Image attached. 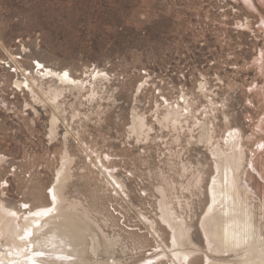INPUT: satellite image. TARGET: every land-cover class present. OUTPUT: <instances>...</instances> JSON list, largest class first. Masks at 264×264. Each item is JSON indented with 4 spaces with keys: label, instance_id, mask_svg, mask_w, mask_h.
I'll list each match as a JSON object with an SVG mask.
<instances>
[{
    "label": "rangeland",
    "instance_id": "obj_1",
    "mask_svg": "<svg viewBox=\"0 0 264 264\" xmlns=\"http://www.w3.org/2000/svg\"><path fill=\"white\" fill-rule=\"evenodd\" d=\"M37 62L85 87L37 97L26 76L45 80L42 91L59 86ZM98 72L107 80L92 87ZM171 109L183 127L163 121ZM134 114L152 128L141 138ZM199 122L215 127L221 146L240 136L239 179L264 232V0H0V202L21 217L54 207L67 161L63 206H78L71 212L99 238L87 259L206 264L214 256L202 228L214 159L197 142ZM161 190L192 226L196 248L182 262L161 219Z\"/></svg>",
    "mask_w": 264,
    "mask_h": 264
},
{
    "label": "bare ground",
    "instance_id": "obj_2",
    "mask_svg": "<svg viewBox=\"0 0 264 264\" xmlns=\"http://www.w3.org/2000/svg\"><path fill=\"white\" fill-rule=\"evenodd\" d=\"M37 65L42 71L45 70L43 79H54L59 85H50L48 91H42L45 80L37 84V80L26 76V85L37 97L43 98L48 92L54 100H58L68 89L80 91L85 87L86 82L75 79L68 70L58 72L46 68L40 62ZM105 80L107 75L98 72L89 83L96 87ZM182 117L180 110L171 109L163 116V121L179 128L184 124ZM196 127L197 142L209 146L215 169L209 187L211 203L202 220L207 246L214 256H233L232 259L207 256L206 264H264L263 226L257 220L252 189L248 190L239 179L246 162L242 140L237 133L227 139L225 146H221L216 142L215 127L205 122H199ZM131 128L139 138L152 131L145 116L138 114L133 115ZM66 162L58 173V184L52 193L54 207L38 209L21 217L0 202V264H99L86 257L90 250L94 253L98 250L99 238L96 233L88 222L71 212V209L77 210L78 206L71 202L68 207L63 206V191L70 175ZM201 176L202 173L196 178L199 188L202 185ZM170 201L166 192L161 190L159 207L162 221L172 232L174 248L171 250H174V255L171 254L182 262L184 258L186 260V257L194 255L196 246L192 238V226L177 215ZM192 246L195 247L191 249Z\"/></svg>",
    "mask_w": 264,
    "mask_h": 264
}]
</instances>
